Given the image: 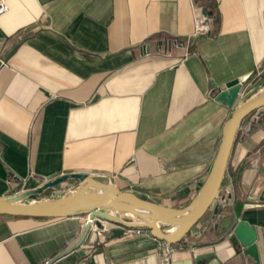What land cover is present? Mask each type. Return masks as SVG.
<instances>
[{"label": "crops", "instance_id": "obj_1", "mask_svg": "<svg viewBox=\"0 0 264 264\" xmlns=\"http://www.w3.org/2000/svg\"><path fill=\"white\" fill-rule=\"evenodd\" d=\"M8 4L0 14L3 197L64 172L86 171L154 201L184 206L205 181L233 109L215 98L219 84L253 71L246 96L264 87V0ZM201 13L209 17V32L195 35ZM143 43L150 50L139 54ZM231 147L220 194L182 237L187 245L173 249L170 264L189 256L195 264L212 258L264 264V199L247 197L253 183L264 181V112L245 116ZM78 183L69 177L45 197ZM238 201L261 203L235 216ZM86 215L0 213V264H42L75 241ZM238 219L260 234L258 262L231 239ZM110 234L93 249L88 232L81 245L50 264H162V239L150 228Z\"/></svg>", "mask_w": 264, "mask_h": 264}, {"label": "water", "instance_id": "obj_2", "mask_svg": "<svg viewBox=\"0 0 264 264\" xmlns=\"http://www.w3.org/2000/svg\"><path fill=\"white\" fill-rule=\"evenodd\" d=\"M138 53L143 54L150 50L148 43L139 46ZM253 71L242 73L238 77L226 80L219 84L215 98L233 107L222 127V136L214 155L213 163L196 195L186 205L170 206L154 201L144 195L137 194L130 189H121L114 181L106 182L89 176L86 171H68L48 178L37 188L28 189L18 196H0V213L20 216H66L70 214L86 213L88 217L75 241L62 249L42 264H50L58 257L70 252L85 241L90 230V218L103 217L115 224L110 236L124 234L129 227H148L155 237L171 243L181 239L198 219L211 207L220 194L224 174L228 165V158L232 149L236 130L242 120L250 113L261 115L264 112V87L256 90L249 96H240V91L246 86ZM240 166L238 173L242 171ZM69 177L77 178L79 183L68 192H59L54 197H40L37 200L25 197L27 194L37 195L42 189L53 186ZM251 199H264V181L253 183L247 195ZM259 203L238 201L235 203V216H239L245 206H255ZM214 213L218 211V203L214 205ZM122 213L127 215L123 216ZM133 215L134 217H130ZM161 222L174 226L171 230L164 228ZM264 234V228H263ZM231 239L235 243L245 246V251L258 262L260 259L257 239L260 234L257 228L248 220L238 219L231 228ZM171 264H195L192 256L184 259H173ZM203 264H223L212 258Z\"/></svg>", "mask_w": 264, "mask_h": 264}, {"label": "built area", "instance_id": "obj_3", "mask_svg": "<svg viewBox=\"0 0 264 264\" xmlns=\"http://www.w3.org/2000/svg\"><path fill=\"white\" fill-rule=\"evenodd\" d=\"M8 0H0V14L4 13L8 9ZM210 28V20L206 13H201L198 15H195L194 20V34H206L209 32ZM260 72V71H259ZM256 79L253 78L252 80H249L246 83V86H248L250 83H254ZM258 82V79H257ZM256 82V83H257ZM246 86L243 87V89L240 91V96L245 95V89ZM76 187V186H75ZM74 188V186H71L70 189ZM88 215H86V218ZM85 218V220H86ZM90 230L91 233V239H92V246L93 249L96 248L100 242L104 241L106 234L112 231V228L114 226V223L106 218L98 217V218H90ZM137 231H140V228L137 227ZM161 250H160V260L162 264H170V254L173 252V249L176 248V244L171 243L166 240H162L161 243Z\"/></svg>", "mask_w": 264, "mask_h": 264}, {"label": "rangeland", "instance_id": "obj_4", "mask_svg": "<svg viewBox=\"0 0 264 264\" xmlns=\"http://www.w3.org/2000/svg\"><path fill=\"white\" fill-rule=\"evenodd\" d=\"M50 187V186H49ZM49 187H46L44 190H41L37 195H31V194H27L25 195V198H28L30 200H37L39 199L40 197H45L48 195V192H47V189Z\"/></svg>", "mask_w": 264, "mask_h": 264}, {"label": "trees", "instance_id": "obj_5", "mask_svg": "<svg viewBox=\"0 0 264 264\" xmlns=\"http://www.w3.org/2000/svg\"><path fill=\"white\" fill-rule=\"evenodd\" d=\"M173 243L176 244V245L186 246L188 242L181 238L178 241L173 242Z\"/></svg>", "mask_w": 264, "mask_h": 264}]
</instances>
